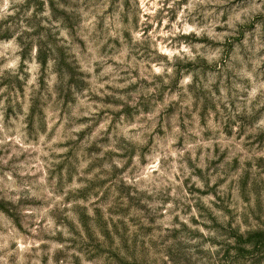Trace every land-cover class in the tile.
<instances>
[{
    "label": "rangeland",
    "instance_id": "rangeland-1",
    "mask_svg": "<svg viewBox=\"0 0 264 264\" xmlns=\"http://www.w3.org/2000/svg\"><path fill=\"white\" fill-rule=\"evenodd\" d=\"M259 233L264 0H0V264H264Z\"/></svg>",
    "mask_w": 264,
    "mask_h": 264
},
{
    "label": "trees",
    "instance_id": "trees-1",
    "mask_svg": "<svg viewBox=\"0 0 264 264\" xmlns=\"http://www.w3.org/2000/svg\"><path fill=\"white\" fill-rule=\"evenodd\" d=\"M230 229H231V232H232V235L235 237V239H236V243H237V245H238V247H242L244 244H246L247 242H251V237L248 235V237L246 238V239H244L242 236H238L237 234H236V231H235V229H233V228H231L230 227ZM258 237H259V239L258 240H256V242H255V244L253 245V247L255 248V247H257V246H261V245H264V235L262 234V233H259L258 234ZM242 251H244V250H242ZM252 255V257H251V261H255V257H257V256H255L256 255V253L254 252L253 254H251ZM254 255V256H253Z\"/></svg>",
    "mask_w": 264,
    "mask_h": 264
}]
</instances>
